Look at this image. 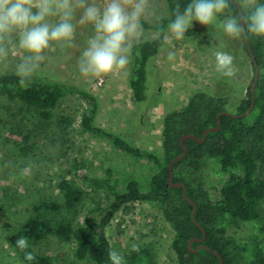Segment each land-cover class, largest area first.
Wrapping results in <instances>:
<instances>
[{"label":"rangeland","instance_id":"374dc122","mask_svg":"<svg viewBox=\"0 0 264 264\" xmlns=\"http://www.w3.org/2000/svg\"><path fill=\"white\" fill-rule=\"evenodd\" d=\"M106 2L89 0V3L101 7ZM152 5L158 17L169 16L165 0H152ZM79 14L78 11L76 20ZM158 21L151 14L145 19L148 24ZM192 27L196 33L185 34L182 40H176L166 29L163 45L147 64L146 98L141 102L133 100L130 89L132 55L126 68L116 74L85 77L79 72L81 53L94 34L91 24H77L71 43L60 47L54 42L50 49L45 50L47 59L36 74L65 80L92 92L97 98L96 125L154 153L162 161V121L168 111L184 106L194 92L205 91L225 96L229 100L228 110L235 112L253 78L251 60L241 38L229 41L224 49L233 55V63L238 69L235 76L227 78L215 68L211 51L214 47L211 42L213 28L198 22H193ZM153 36L154 31L145 28L142 39ZM169 52L175 53L173 60L168 59ZM21 55V51L13 49L9 57L0 62V73L14 72ZM86 109L84 98L71 94L61 99L50 119H42L36 109L27 114H17L14 122L21 129L13 127L14 130L0 109V264H28L19 258L10 244L11 234L28 217L42 214L52 222L68 218L74 225H79L89 210L111 202V192L93 189L80 177L81 172L101 177L109 167L116 191L123 192L128 179L137 180L141 191L148 190L155 166L123 152L105 137L86 132L80 124ZM11 110L16 112V106ZM62 116L71 121L66 129L67 135H62L58 127L57 120ZM22 139L26 140L25 143ZM74 163L80 164V170L75 169ZM65 178L73 180L83 190L80 205L72 212L64 208L34 210V205L41 202L62 205L58 183ZM219 178L221 176L211 166L208 182L217 183ZM259 209L264 214V199L260 200ZM244 225L248 228L241 223L230 228L229 232L240 239L253 223ZM105 233L111 249L123 255L125 264H178L171 247L173 229L155 202L138 201L121 208L109 220ZM133 244L138 246V251H131ZM74 245L51 236L33 247L64 264H83L75 259ZM143 250L148 254L140 263L134 254Z\"/></svg>","mask_w":264,"mask_h":264},{"label":"trees","instance_id":"16d2710c","mask_svg":"<svg viewBox=\"0 0 264 264\" xmlns=\"http://www.w3.org/2000/svg\"><path fill=\"white\" fill-rule=\"evenodd\" d=\"M165 2L170 15L177 2L183 9L190 0ZM259 2L264 3V0ZM237 11L233 6V14H237ZM160 18L155 24L144 21V27L154 31V34L158 28L163 27L164 30L159 32L157 38L142 39L132 48L130 89L135 102L146 98V67L164 43L169 16ZM195 33L196 29L192 27L186 34ZM241 39L249 58L247 43L250 45L254 62L259 69L254 94L251 95L250 92L255 74L251 58L253 78L245 96L236 105L235 112L228 110L229 100L225 96L205 91L194 92L184 106L168 111L163 117L162 161L154 153L134 146L121 136L96 125L94 117L97 112V98L92 92L77 84L42 74H35L26 86H21L15 72L0 73V109L6 121H11L10 127L13 130V127L21 129L14 122L17 114H27L36 109L42 119H50L51 112L61 99L76 94L84 98L87 104L80 121L86 132L107 138L118 149L133 157L147 160L156 169L150 178L148 190L141 191L137 180L128 179L123 192L114 189L113 174L109 167L101 177L81 172L80 177L93 189L111 192V202L104 207L89 210V214L79 225H74L68 218L52 222L42 214L28 217L10 236V244L19 258L28 264H64L50 255L37 252L33 247L35 243L52 236L65 242H73L75 259L84 262L83 264H110L108 252L111 246L105 233L109 220L121 208L138 201H150L159 205L163 218L173 229L171 247L176 253L178 264H218V256L221 257L222 264H264V214L259 209V202L264 199V170L261 171L264 169V37L248 34L247 43L244 37ZM252 98L254 105L247 115H221L219 129L208 132L202 143L191 138L184 139L187 152L173 164L172 182L183 183L187 196L194 201L196 208L193 220L190 216L192 205L183 197L182 188L167 185V164L171 158L182 152L180 137L186 133L200 137L206 127L216 125L219 112L241 114L249 108ZM14 105L16 112L10 111ZM57 122L60 133L67 135L66 129L71 121L62 116ZM22 140L25 143L26 140ZM73 166L80 170V164L74 163ZM211 166L221 176L217 183L207 180ZM58 188L62 205L41 202L34 205V210L55 211L64 208L67 212H72L80 205L84 192L73 180L61 179ZM247 222L253 225L240 239L229 232L230 228L238 227L241 223L244 228H248L244 225ZM203 231L204 240L192 241L191 248L199 244L207 248L192 252L187 247L188 240L193 237L201 238ZM22 236L29 241L28 251L35 256L33 261H26L25 253L16 247L15 241ZM147 254L143 250L136 252L134 257L141 263Z\"/></svg>","mask_w":264,"mask_h":264},{"label":"clouds","instance_id":"9594fccd","mask_svg":"<svg viewBox=\"0 0 264 264\" xmlns=\"http://www.w3.org/2000/svg\"><path fill=\"white\" fill-rule=\"evenodd\" d=\"M233 6L237 14H233ZM149 14L156 20L161 19L155 13L152 0H107L102 7L89 0H0V62L5 61L13 49L21 51L14 72L21 86H26L46 61L45 50L54 42L60 47L71 43L77 24H91L94 34L81 53L79 72L85 77L116 74L129 64L134 44L142 41L144 21ZM193 22L213 28L211 51L216 71L231 78L238 69L233 55L224 49L229 41L248 34L264 37V3L259 0H190L182 9L177 2L169 15L167 30L176 40H182ZM163 30V27L158 28L153 38ZM174 58L175 53L169 52L168 59ZM15 244L25 253L26 261L35 259L28 251L30 244L26 237L18 238ZM138 250L133 244L131 251ZM108 260L110 264H125L123 255L115 249L109 250Z\"/></svg>","mask_w":264,"mask_h":264},{"label":"water","instance_id":"95a60500","mask_svg":"<svg viewBox=\"0 0 264 264\" xmlns=\"http://www.w3.org/2000/svg\"><path fill=\"white\" fill-rule=\"evenodd\" d=\"M244 40L245 42L247 43V36H244ZM247 51L250 55V58L252 59V61L254 62V56L253 54L251 53V47L250 45L247 43ZM254 68H255V74H254V79L251 83V86H250V92H251V95L254 94V90H255V86H256V83H257V80H258V76H259V69H258V65L254 62ZM253 105H254V99L252 98V102L249 106V108H247V110L241 114H232L228 111H221L217 114L216 116V125L215 126H210V127H206L202 133H201V136L198 137L194 134H191V133H186V134H182L181 137H180V145H181V148H182V152L176 156H174L173 158H171V160L168 162L167 164V172H168V178H167V185L171 186V187H181L182 188V195L183 197L185 198V200H187L189 203H191L192 205V210H191V218L194 220V212H195V208H196V205L194 203V201L192 199H190L187 194H186V187L184 186L183 183L181 182H172V166L173 164L183 158L185 155H186V152H187V148L186 146L184 145V139L186 138H191L193 140H195L196 142H199V143H202L205 138H206V134L208 132H211V131H216L219 129L220 127V116L221 115H229V116H239V117H243L245 115H247L253 108ZM195 224L197 226H200L198 222L195 221ZM204 236H205V233L203 231V236L201 238H196V237H193V238H190L187 242V247L192 251V252H196L198 249L200 248H207L205 245L203 244H199L197 245L195 248H191V242L194 241V240H199V241H203L204 240ZM213 253L217 254L215 251H212ZM219 257V262L218 264H222V259L220 256Z\"/></svg>","mask_w":264,"mask_h":264}]
</instances>
